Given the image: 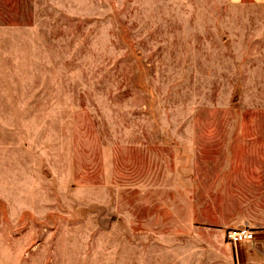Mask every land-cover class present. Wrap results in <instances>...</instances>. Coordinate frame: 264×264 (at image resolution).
Returning <instances> with one entry per match:
<instances>
[{"label": "rangeland", "instance_id": "374dc122", "mask_svg": "<svg viewBox=\"0 0 264 264\" xmlns=\"http://www.w3.org/2000/svg\"><path fill=\"white\" fill-rule=\"evenodd\" d=\"M42 5L0 91V264H182L264 218V5Z\"/></svg>", "mask_w": 264, "mask_h": 264}, {"label": "crops", "instance_id": "0c3cea01", "mask_svg": "<svg viewBox=\"0 0 264 264\" xmlns=\"http://www.w3.org/2000/svg\"><path fill=\"white\" fill-rule=\"evenodd\" d=\"M251 1L257 5H264V0ZM40 2L42 4L45 2L48 8L49 0H0V91L3 89V82L7 85L6 89L10 88V78H3V75L11 74L19 64L20 54L16 50H11L9 45L12 42L32 40L28 32L32 34L34 10L44 8L42 4H38ZM6 45L7 47L3 49ZM261 208L256 205L257 214ZM247 220L249 219L245 215L235 214L233 218L218 223L216 226L224 233V241L214 242L209 244L208 248H203L201 259L187 258L182 264H264V218H256L255 224L250 221L247 223ZM246 224L254 226L255 240L237 245L227 243L226 232L229 229L243 228L242 226H247Z\"/></svg>", "mask_w": 264, "mask_h": 264}, {"label": "built area", "instance_id": "2783aa9c", "mask_svg": "<svg viewBox=\"0 0 264 264\" xmlns=\"http://www.w3.org/2000/svg\"><path fill=\"white\" fill-rule=\"evenodd\" d=\"M226 239L229 243L237 245L240 243L252 242L255 240V236L251 229L243 227L228 230L226 232Z\"/></svg>", "mask_w": 264, "mask_h": 264}]
</instances>
